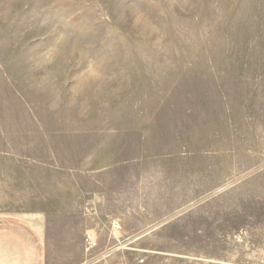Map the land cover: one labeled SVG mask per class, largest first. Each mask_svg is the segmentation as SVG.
Masks as SVG:
<instances>
[{
	"label": "rangeland",
	"instance_id": "1",
	"mask_svg": "<svg viewBox=\"0 0 264 264\" xmlns=\"http://www.w3.org/2000/svg\"><path fill=\"white\" fill-rule=\"evenodd\" d=\"M261 107L264 0H0V206L105 264H264Z\"/></svg>",
	"mask_w": 264,
	"mask_h": 264
},
{
	"label": "crops",
	"instance_id": "2",
	"mask_svg": "<svg viewBox=\"0 0 264 264\" xmlns=\"http://www.w3.org/2000/svg\"><path fill=\"white\" fill-rule=\"evenodd\" d=\"M257 111L250 115L244 110V120H251L253 128L256 129L254 139L246 137L244 139H217L220 142L226 140L229 158L235 159L236 145H239L238 151L243 152L244 160H264V123H255L257 119H264L262 114H258L263 112V107ZM213 140L216 141V139ZM196 141L203 143V139H196ZM2 200L4 199L0 198V202ZM98 202L99 207L104 206L102 200ZM133 202V200L130 202V207L133 209L131 212L134 213V208L139 209V203ZM86 203L88 204L84 200L82 206H76L79 208L78 216L82 219V224L90 225L92 221L103 223L101 211L95 213L96 217L93 219L91 211H86ZM92 204L91 201L90 207ZM60 206V203L56 201L51 203L49 211L31 207L27 210L21 208L15 212L10 208L0 206V264H105V258H103L105 253L95 250L87 255L81 247L68 246L69 237H61L68 231V228L67 230L62 229L61 224H70L73 213L70 211L61 212ZM68 206L70 207V205ZM54 208H56L55 211ZM106 218L105 221H107ZM111 221L112 224H118L125 220L117 215L115 218L111 217ZM60 244H67V246H59ZM77 257L78 260H76Z\"/></svg>",
	"mask_w": 264,
	"mask_h": 264
},
{
	"label": "built area",
	"instance_id": "3",
	"mask_svg": "<svg viewBox=\"0 0 264 264\" xmlns=\"http://www.w3.org/2000/svg\"><path fill=\"white\" fill-rule=\"evenodd\" d=\"M85 242H86V245H87L88 249L95 245V241L88 235H87V237L85 239Z\"/></svg>",
	"mask_w": 264,
	"mask_h": 264
}]
</instances>
